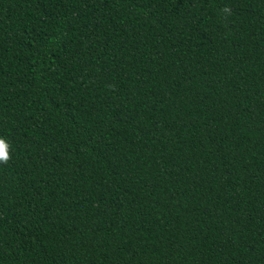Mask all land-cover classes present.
I'll return each mask as SVG.
<instances>
[{
	"label": "trees",
	"instance_id": "obj_1",
	"mask_svg": "<svg viewBox=\"0 0 264 264\" xmlns=\"http://www.w3.org/2000/svg\"><path fill=\"white\" fill-rule=\"evenodd\" d=\"M0 139V264H264V0H0Z\"/></svg>",
	"mask_w": 264,
	"mask_h": 264
},
{
	"label": "clouds",
	"instance_id": "obj_2",
	"mask_svg": "<svg viewBox=\"0 0 264 264\" xmlns=\"http://www.w3.org/2000/svg\"><path fill=\"white\" fill-rule=\"evenodd\" d=\"M225 13H230L229 8H224L222 10ZM11 159L9 152H8V145L5 143L4 139H0V164H7Z\"/></svg>",
	"mask_w": 264,
	"mask_h": 264
}]
</instances>
